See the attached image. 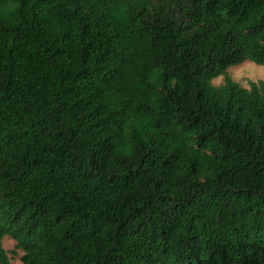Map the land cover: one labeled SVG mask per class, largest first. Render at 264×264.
<instances>
[{
	"label": "trees",
	"instance_id": "obj_1",
	"mask_svg": "<svg viewBox=\"0 0 264 264\" xmlns=\"http://www.w3.org/2000/svg\"><path fill=\"white\" fill-rule=\"evenodd\" d=\"M246 60L264 0H0V264H264Z\"/></svg>",
	"mask_w": 264,
	"mask_h": 264
},
{
	"label": "rangeland",
	"instance_id": "obj_2",
	"mask_svg": "<svg viewBox=\"0 0 264 264\" xmlns=\"http://www.w3.org/2000/svg\"><path fill=\"white\" fill-rule=\"evenodd\" d=\"M228 71L235 80L241 82L244 86H249V80H264V65L251 60L232 65ZM223 82V75L217 76L212 80V83L216 85L222 84ZM3 245L9 252L11 263H20L24 251L23 249L17 248L16 241L11 236L6 235L3 239ZM14 250L16 251L15 253L13 252Z\"/></svg>",
	"mask_w": 264,
	"mask_h": 264
}]
</instances>
